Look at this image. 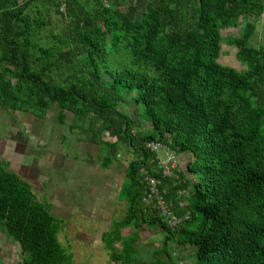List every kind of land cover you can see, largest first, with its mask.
<instances>
[{
  "label": "trees",
  "instance_id": "16d2710c",
  "mask_svg": "<svg viewBox=\"0 0 264 264\" xmlns=\"http://www.w3.org/2000/svg\"><path fill=\"white\" fill-rule=\"evenodd\" d=\"M61 5L0 0V106L45 118L57 105L61 123L72 112L70 129L89 132L104 168L121 146L134 155L119 191L127 210L102 233L110 260L135 263L146 226L166 231L152 264H182L189 256H176L173 245L196 247L191 264H264V44H251L256 25L249 20L264 13V0H66L65 11ZM238 26L240 35L222 36ZM222 42L238 48L245 69L218 61ZM131 94L144 109L141 115L137 108L139 119L119 108ZM146 121L151 127L142 126ZM106 132L115 139L104 140ZM151 140L191 153L187 171L195 182L183 172L164 176L158 153L147 147ZM143 169L160 178L176 212H191L177 229L144 200ZM183 188L189 193L180 196ZM62 222L0 160V226L27 254L21 264H74L58 237ZM127 227L134 231L124 235Z\"/></svg>",
  "mask_w": 264,
  "mask_h": 264
},
{
  "label": "rangeland",
  "instance_id": "374dc122",
  "mask_svg": "<svg viewBox=\"0 0 264 264\" xmlns=\"http://www.w3.org/2000/svg\"><path fill=\"white\" fill-rule=\"evenodd\" d=\"M145 10L146 7L141 6L135 18L140 20ZM52 18L57 19L53 11ZM249 20L256 25L251 44L263 45L264 13L252 15ZM243 26L222 29L221 34L223 37L238 36ZM237 51L236 46L222 42L218 61L239 71L245 69L246 66L237 58ZM119 108L131 117L138 116L137 108L141 115L144 113L143 107L135 103L133 94ZM59 112V107L53 105L45 118H39L31 112H10L0 106V160L9 161V168L28 180L38 198L50 205L54 215L63 219L58 237L73 254L74 264H120L110 260L102 233L127 210V203L119 198V191L134 155L121 146L115 161L107 168L102 167L100 145L90 140L89 132L80 128L70 129L74 122L72 112L67 111L65 123L60 122ZM88 119L85 126H88ZM142 126L149 128L151 123L142 122ZM103 139L114 140L115 137L106 132ZM159 155L166 156L164 151ZM177 157L176 172H183L195 180L187 171L192 154L181 153ZM168 167L171 168L170 165ZM133 231L127 227L122 232L127 235ZM141 234L142 238L137 243L138 260L133 264H152L154 250L163 245L166 231L145 226ZM172 248L176 256H189L182 264H191L194 260L188 254L195 251V246L176 248L173 245ZM26 256L22 255L19 244L0 226V264H21Z\"/></svg>",
  "mask_w": 264,
  "mask_h": 264
},
{
  "label": "built area",
  "instance_id": "2783aa9c",
  "mask_svg": "<svg viewBox=\"0 0 264 264\" xmlns=\"http://www.w3.org/2000/svg\"><path fill=\"white\" fill-rule=\"evenodd\" d=\"M61 10L65 11L66 8V0H61ZM147 147L150 148L152 151H155L158 153L164 151L166 156L163 155L160 158L159 164L164 168L163 169V175L164 176H174L179 177L180 172H176V165H178V157L177 153L172 150L168 145L157 141V140H151L147 143ZM168 165L171 166L168 167ZM144 173V179L146 183V190L144 195L145 201H154L157 208L160 210V213L162 216L165 217L166 221L168 222L169 226L172 229H177L181 224L184 223L185 220L190 218V211L189 210H183L181 212H176L173 205L171 204V201H169L166 197L167 191L166 189L161 190L160 184L161 180L160 178L150 175L149 172H147L145 169H143ZM190 178V177H188ZM195 182V180H193ZM192 187V186H190ZM189 193V189H181L179 191V195H187ZM179 207L184 209V202L182 200L179 201Z\"/></svg>",
  "mask_w": 264,
  "mask_h": 264
}]
</instances>
